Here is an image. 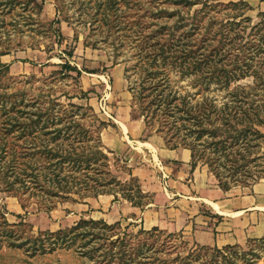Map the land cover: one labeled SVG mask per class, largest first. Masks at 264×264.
Wrapping results in <instances>:
<instances>
[{
	"label": "trees",
	"instance_id": "obj_1",
	"mask_svg": "<svg viewBox=\"0 0 264 264\" xmlns=\"http://www.w3.org/2000/svg\"><path fill=\"white\" fill-rule=\"evenodd\" d=\"M94 2V24L100 23L111 37L129 32L135 64L126 72L132 74L129 79L137 76L130 89L146 131L162 135L169 149L190 150L192 171L199 164L207 166L225 192L259 181L264 173V12L252 25L246 16L252 7L246 1ZM43 9L39 0H0L2 190L18 198L23 210L29 206L24 201L51 212L61 204L105 195L145 209L153 198L137 179L123 182L112 172L100 139L105 124L95 128L91 107L62 104L52 93L27 98L25 91L6 83L10 65L1 58L22 46V41L16 44L18 34L28 33L38 44L51 39L61 44V21L42 22ZM59 67L52 74L55 80L81 75L68 61ZM188 79L197 93L176 89V83ZM247 80L251 82L241 84ZM211 89L225 95L220 101L202 96ZM24 225L8 222L0 211V254L13 249L35 258L74 250L91 264H256V248L264 245L263 237L250 239L247 249L190 247L177 234L157 227L129 231L121 221L109 224L103 219H81L37 236L19 229Z\"/></svg>",
	"mask_w": 264,
	"mask_h": 264
},
{
	"label": "rangeland",
	"instance_id": "obj_2",
	"mask_svg": "<svg viewBox=\"0 0 264 264\" xmlns=\"http://www.w3.org/2000/svg\"><path fill=\"white\" fill-rule=\"evenodd\" d=\"M39 1L44 3L41 21L51 22L59 19L61 21L59 28L63 40L61 44H58L55 39L40 41L38 44L28 33L18 34L16 44L18 41H22V46L15 49L10 55L1 58L2 63L10 65L6 83L14 90L25 91L27 98L37 95L46 96L52 93L51 98L57 99L62 104L71 103L91 107L93 111L90 114L95 115L97 118L94 124L95 128L100 122L105 124L100 129V139L105 152L108 153L112 172L123 182L135 178L141 185L140 180L132 174L133 168L130 165L134 162L131 161V158H134L137 152L142 153L140 142L145 139L147 141L151 137L155 138L156 134L153 130L152 132L146 131L144 120L139 117L136 107H133V93L130 88L133 87L137 76H131L129 79V75L132 74L126 72L135 64L133 43L130 42L131 39L128 37L129 32H119L111 37L108 36L102 26H99L100 23L94 24L92 19L96 14L93 5L95 0ZM220 1L224 3L230 1L248 2L252 10L247 12L246 16L252 18V25L260 20V13L264 12V0ZM194 10L190 11V15L194 13ZM11 34V37L14 38L13 32ZM37 44L39 48H33L32 45ZM69 51H73V57L68 56ZM65 61L70 62L73 67H77L81 71L80 77H77V73H71L72 78L53 79L55 77L52 74L59 71L61 69L59 65L65 63ZM174 80H178V77L174 76ZM249 82L251 81L247 80L241 82V84ZM175 87L182 94L186 92L195 94L199 90L191 85L189 79L176 83ZM50 88L52 89L49 90ZM82 93H85V96ZM203 95L220 101L225 93L211 89L209 92H204ZM121 124L126 127L127 133L124 132ZM140 125L143 126L145 131L143 137L140 139L129 138L131 135H135ZM122 143H125V146L118 150L117 145L120 146ZM155 167L160 171L163 189L166 193L169 189L167 182L169 177L163 172V168H160L158 162ZM263 178L264 173L259 181ZM251 184L254 183L251 182L249 185ZM154 196L151 195L152 198ZM101 197L89 199L85 203H81L82 206L79 207L74 206L72 203L61 204L51 212L40 211L38 206L33 204V201H24L29 206L26 210H23L22 202L4 192L0 186V211L6 215L10 223L23 222L24 227L19 229L25 231L29 236H37L42 231L56 232L73 226L81 219H104L112 224L115 223L116 218L112 217L114 215L112 213H115L117 219H120L118 221H121L123 228L127 229L129 227V231L140 229L139 215H131L129 212H125V215L121 218L118 215L120 211L119 203L120 205L124 204L126 209L130 207V203L125 200L113 203V195L109 196L106 201H103ZM111 201L112 204L110 205ZM15 205L21 207L19 212L15 210ZM174 234L178 235L180 242H187L190 247L195 243L191 235H185L181 232ZM242 247L247 249L248 242ZM256 251L259 254L256 264H264V245L257 247ZM0 264L91 263L80 258L74 250H58L50 255L30 258L23 251L3 249L0 254Z\"/></svg>",
	"mask_w": 264,
	"mask_h": 264
},
{
	"label": "crops",
	"instance_id": "obj_3",
	"mask_svg": "<svg viewBox=\"0 0 264 264\" xmlns=\"http://www.w3.org/2000/svg\"><path fill=\"white\" fill-rule=\"evenodd\" d=\"M122 127L127 133L126 127ZM144 133L140 125L135 135L129 138L140 139ZM139 144L142 153L137 152L131 158L134 162L130 165L132 174L140 180L145 193L155 196L153 203L143 210L132 205L126 209L124 204L120 205L121 200L117 201L120 218L125 212L139 215L141 226L145 229L157 227L167 233L181 232L191 235L197 244L219 248L226 245L245 246L250 239L264 237V178L249 186H235L225 192L207 166L200 164L192 171L190 150L167 148L159 134ZM123 146L125 143L117 145V149ZM157 162L169 177L166 193L160 171L155 167ZM101 198L106 201L109 196ZM16 206L15 210L19 212L21 207ZM74 206L82 205L77 203ZM112 214L116 217L114 222L120 220L115 213Z\"/></svg>",
	"mask_w": 264,
	"mask_h": 264
}]
</instances>
